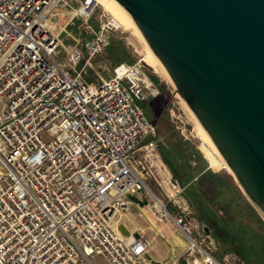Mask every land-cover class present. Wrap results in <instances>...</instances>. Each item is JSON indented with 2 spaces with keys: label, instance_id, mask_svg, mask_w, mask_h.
Returning a JSON list of instances; mask_svg holds the SVG:
<instances>
[{
  "label": "built area",
  "instance_id": "1",
  "mask_svg": "<svg viewBox=\"0 0 264 264\" xmlns=\"http://www.w3.org/2000/svg\"><path fill=\"white\" fill-rule=\"evenodd\" d=\"M97 8L95 0H0V264H183L151 258V238L118 230L124 197L142 191L153 219L188 242L184 264H223L191 218L170 213L145 183L158 134L142 108L143 65L120 62L108 78H84L121 28ZM61 14L82 20L65 63L52 26Z\"/></svg>",
  "mask_w": 264,
  "mask_h": 264
},
{
  "label": "water",
  "instance_id": "2",
  "mask_svg": "<svg viewBox=\"0 0 264 264\" xmlns=\"http://www.w3.org/2000/svg\"><path fill=\"white\" fill-rule=\"evenodd\" d=\"M114 1L264 214V0Z\"/></svg>",
  "mask_w": 264,
  "mask_h": 264
},
{
  "label": "rangeland",
  "instance_id": "3",
  "mask_svg": "<svg viewBox=\"0 0 264 264\" xmlns=\"http://www.w3.org/2000/svg\"><path fill=\"white\" fill-rule=\"evenodd\" d=\"M101 10L99 6L96 13ZM52 20L53 32L59 39L57 59L65 63L68 48L78 42L82 20L70 19L66 14ZM139 40L134 33L120 28L103 53L90 60L84 78L90 82L108 78L112 67L120 62L143 65L149 87L142 108L158 134L155 151L158 157L153 159L157 168H151L152 172L146 168L148 173L143 171L146 185L166 203L170 213L191 218L205 236L202 246L209 248L217 260L223 264H264V214L248 199L232 173L209 166L185 101L173 83L147 62ZM162 152L171 160L172 153L176 154L177 158L172 160L175 172ZM124 200L129 202V209L118 212L116 222L151 238L150 257L165 260L179 257L181 263H186L188 242L173 225L158 222L146 212L151 197L142 191L128 194ZM176 237L187 246L177 244ZM95 262L104 264L99 259Z\"/></svg>",
  "mask_w": 264,
  "mask_h": 264
},
{
  "label": "bare ground",
  "instance_id": "4",
  "mask_svg": "<svg viewBox=\"0 0 264 264\" xmlns=\"http://www.w3.org/2000/svg\"><path fill=\"white\" fill-rule=\"evenodd\" d=\"M95 1L105 12H107L110 15V17L113 19V21L119 27H121L123 30H126V31L128 30V31L134 33L136 35V37H138L141 40V42L143 43L144 52H145L144 54H145V58H146L147 62L150 63L152 66H154L156 68V70L160 71L169 81H171L170 78L168 77V75L166 74L165 70L163 69V67L159 63V61L154 57V55L152 54L150 49L145 44L143 36L141 35V33L137 29V27L134 25V23L131 21V19L128 17L126 12L114 0H95ZM185 107L187 108L190 115L195 120V122H194L195 132H196V134L200 140V143H201L200 149L202 150L204 157L207 159L209 166L211 168H215V169H227L230 173H232L229 166L225 162L224 158L219 153L217 147L213 143L212 139L209 137L207 132L204 130V128L198 122V120L196 119V117L194 116L192 111L189 109V107L187 105ZM157 200H159V199L157 198Z\"/></svg>",
  "mask_w": 264,
  "mask_h": 264
},
{
  "label": "trees",
  "instance_id": "5",
  "mask_svg": "<svg viewBox=\"0 0 264 264\" xmlns=\"http://www.w3.org/2000/svg\"><path fill=\"white\" fill-rule=\"evenodd\" d=\"M116 61V63H117V61H119V60H115ZM162 154H163V152H162ZM173 155V158H172V160H174V159H176L177 157H176V154H174V153H172ZM163 157H164V159H165V161L167 162V164L169 165V167L171 168V170H173L174 172L176 171V168H175V166L173 165V161L171 160V159H168L167 158V156H166V154L164 153L163 154ZM176 175V174H175Z\"/></svg>",
  "mask_w": 264,
  "mask_h": 264
},
{
  "label": "crops",
  "instance_id": "6",
  "mask_svg": "<svg viewBox=\"0 0 264 264\" xmlns=\"http://www.w3.org/2000/svg\"><path fill=\"white\" fill-rule=\"evenodd\" d=\"M128 227V229L130 228L129 226H127ZM133 228V227H132ZM130 230V229H129ZM181 236V235H180ZM182 238V237H181ZM183 239V238H182ZM176 242H177V244H179V245H181V246H187V244L186 245H182L178 240H179V238L178 237H176ZM184 240V239H183ZM154 259V258H153ZM166 259V258H165ZM165 259H162V258H155V260H157V261H160V262H164V261H166Z\"/></svg>",
  "mask_w": 264,
  "mask_h": 264
}]
</instances>
